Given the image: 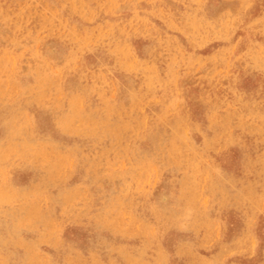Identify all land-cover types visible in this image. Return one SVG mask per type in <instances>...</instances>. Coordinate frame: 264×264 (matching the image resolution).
<instances>
[{
  "label": "rangeland",
  "instance_id": "1",
  "mask_svg": "<svg viewBox=\"0 0 264 264\" xmlns=\"http://www.w3.org/2000/svg\"><path fill=\"white\" fill-rule=\"evenodd\" d=\"M0 264H264V0H0Z\"/></svg>",
  "mask_w": 264,
  "mask_h": 264
}]
</instances>
